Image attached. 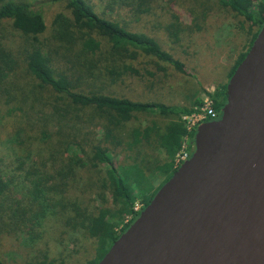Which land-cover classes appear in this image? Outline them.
<instances>
[{
  "label": "trees",
  "instance_id": "16d2710c",
  "mask_svg": "<svg viewBox=\"0 0 264 264\" xmlns=\"http://www.w3.org/2000/svg\"><path fill=\"white\" fill-rule=\"evenodd\" d=\"M44 1L63 4L68 15H54L50 33L41 40L46 29L40 10ZM160 2L184 7L196 30L212 7L230 14L244 40L227 79L264 18V0L93 3L137 19L154 14ZM239 16L242 20L236 19ZM170 27L178 26L169 21L166 28ZM177 30L170 33L175 38ZM98 36L108 43L110 65L105 72L110 82L124 73L138 74L126 60L139 55L184 72L182 63L152 37L126 29L115 17L99 15L86 0H0V143L18 162L14 177L0 170V238L14 243L17 238L37 239L50 216L60 222L61 232H79L92 242L90 257L71 264H96L167 180L176 168L174 156L184 135L192 148L194 130L187 131L180 116L201 105L198 97L189 106H172L81 89L83 74L98 77L104 61ZM225 83L208 94L217 114L225 100ZM140 114L160 118L141 124ZM96 129L101 131L99 138ZM135 202L140 203L138 209ZM4 250L0 244V253ZM36 254L28 264H64L60 258H48L45 250Z\"/></svg>",
  "mask_w": 264,
  "mask_h": 264
},
{
  "label": "water",
  "instance_id": "95a60500",
  "mask_svg": "<svg viewBox=\"0 0 264 264\" xmlns=\"http://www.w3.org/2000/svg\"><path fill=\"white\" fill-rule=\"evenodd\" d=\"M96 264H264V18L218 117Z\"/></svg>",
  "mask_w": 264,
  "mask_h": 264
},
{
  "label": "rangeland",
  "instance_id": "374dc122",
  "mask_svg": "<svg viewBox=\"0 0 264 264\" xmlns=\"http://www.w3.org/2000/svg\"><path fill=\"white\" fill-rule=\"evenodd\" d=\"M30 1V0H28ZM92 4L94 10L101 16L115 20L126 25L130 31H138L152 37L156 43L171 56L182 63L184 72L176 71L171 65L157 61L154 58L139 55L135 60L127 61L138 70V74L124 73L114 81H109L105 69L109 62L107 54L108 43L96 37L101 42V52L104 61L101 62L99 76L88 77L83 74L80 88L98 90L104 94L124 96L132 100L152 101L166 105L189 106L194 97L201 101L211 93L215 86L227 80V73L244 40L243 32L239 27L233 26L234 19L223 10L212 7L200 30L191 27L189 14L179 4H162L153 11L154 14H141L137 19L125 15L123 12L108 11L103 5L94 4L95 0H86ZM169 7L171 12L165 11ZM45 24V33L39 36L42 40L50 33L51 21L57 13L68 15V11L61 3L43 2L41 9ZM176 19V20H174ZM237 20H242L239 16ZM235 19V20H236ZM173 26L166 28L168 22ZM175 29L176 38L170 33ZM65 62V61H64ZM58 60L59 64L66 65ZM108 63V64H107ZM119 66V60L116 61ZM82 71V68L76 70ZM149 72V73H148ZM98 74V73H97ZM184 115H181L183 117ZM159 116L140 114L138 121L147 124L148 119H158ZM188 123L190 120H186ZM101 131L95 130L96 138ZM160 157L163 156V154ZM18 162L13 160L6 145L0 143V170L7 176L17 175ZM159 180H156L157 183ZM86 188V187H85ZM86 192L87 189H85ZM85 192V193H86ZM140 203L135 202L138 209ZM128 219V216L125 218ZM60 222L47 217L40 227V236L32 241L17 238H0L5 250L0 253V264H28L37 250H45L48 258H60L64 264L84 261L90 257L91 240L86 239L79 232H61Z\"/></svg>",
  "mask_w": 264,
  "mask_h": 264
},
{
  "label": "built area",
  "instance_id": "2783aa9c",
  "mask_svg": "<svg viewBox=\"0 0 264 264\" xmlns=\"http://www.w3.org/2000/svg\"><path fill=\"white\" fill-rule=\"evenodd\" d=\"M219 114L213 109L211 100L209 96H206L202 101L196 112H193L189 115H184L181 117V120L184 122L185 129L187 131L195 130L196 126L207 120H214L218 117ZM190 120L188 121L186 120ZM188 139L187 135L182 137V142L180 149L176 152L174 156V165L177 167L182 161L188 158L190 155L191 149L187 147ZM135 209V208H134Z\"/></svg>",
  "mask_w": 264,
  "mask_h": 264
}]
</instances>
